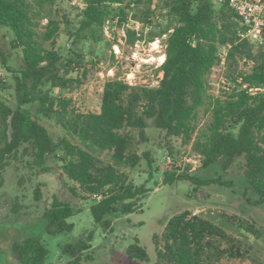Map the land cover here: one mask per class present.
<instances>
[{
	"label": "trees",
	"instance_id": "trees-1",
	"mask_svg": "<svg viewBox=\"0 0 264 264\" xmlns=\"http://www.w3.org/2000/svg\"><path fill=\"white\" fill-rule=\"evenodd\" d=\"M63 1L0 0V65L13 74L17 96L16 106L0 98V187L4 170L20 153L33 156L41 166L49 157H58L70 180L88 193L102 195L91 211L96 223L108 230L111 216L134 212L141 195L150 191L146 184L134 183L121 166L135 168L142 160L150 168L155 164L152 151L140 152L152 124L165 131L167 138L179 137L191 144L202 168L221 165L226 169L243 159L252 192L246 200L254 209H264V43L241 39L236 14L228 4L217 8L214 0H165L164 22L159 16L154 19L150 10L141 16L140 0H82V6L74 7L75 14L60 15L57 5L66 9ZM130 14L153 25L150 41L167 35L166 58L158 68L162 77L155 86L108 79L101 111L77 112L63 92L84 83L92 60L82 49L61 52L47 43L55 45L62 26L74 46L101 42L108 20L117 19L121 27ZM126 38L132 45L137 41L132 29L126 30ZM11 57H20L17 67L10 65ZM241 63L250 68L244 69ZM215 69L225 71L232 90L211 96L207 78ZM7 88L0 79V90ZM207 99L211 119L199 128L197 111ZM35 115L55 120L67 134L55 140ZM167 150L174 158V147ZM98 151L109 152L110 162L103 163ZM173 166L165 172L167 184L188 182L196 191L213 183L232 186L222 178H202L190 166L184 170L177 163ZM35 193L39 199L40 189ZM73 214L69 203L54 195L46 209L52 232L72 231L74 224L67 219ZM218 220L187 210L173 215L160 235L155 264H228V260L252 256L249 235L264 239V214L256 212L244 219L221 213ZM235 227L242 237L230 232ZM93 233L64 246L63 252L72 257L68 264L82 263L81 254L91 247ZM13 251L22 264H46L49 257L38 236L16 242ZM126 251L132 260L148 259L138 239Z\"/></svg>",
	"mask_w": 264,
	"mask_h": 264
},
{
	"label": "rangeland",
	"instance_id": "rangeland-1",
	"mask_svg": "<svg viewBox=\"0 0 264 264\" xmlns=\"http://www.w3.org/2000/svg\"><path fill=\"white\" fill-rule=\"evenodd\" d=\"M81 1L64 0L63 7L66 9H61L62 4L58 3L59 14L65 11L75 14L77 10L74 7L82 6ZM164 4L165 0H140L138 6L141 16L150 10L152 15L155 14L154 19L159 16L161 21L165 22ZM131 17V14L128 15V19ZM46 22L44 19L43 24ZM122 27L117 19L108 20L103 27V41H87L74 46L62 26L55 45L47 43L48 48L61 52H68L73 48L82 49L87 59L92 60L84 83L63 92L72 100L71 108L77 112L101 111L104 84L108 79L119 77L129 84H158L160 78L157 67L165 58L167 35L158 37L160 42L153 45L146 43L137 47L123 37ZM2 43L9 53L6 40L3 39ZM116 43L120 49L118 56L114 48ZM19 62L20 57L10 58V65L17 67ZM241 66L244 69L250 68V65L243 63ZM225 75V71L219 69L208 75L211 96L232 90ZM0 79L8 87L0 90V98L16 106L13 74L1 65ZM55 92L59 93V90ZM32 110L35 111V108ZM36 117L48 128L55 140L67 134L55 120L38 115ZM210 119L211 106L207 99L197 111L199 128H203ZM148 135L149 140L140 145V152L152 151L156 159L152 168L146 160H142L135 168L121 166V169L129 173L134 183L146 184L150 191L137 200L138 206L134 212L111 216L112 224L108 230L96 223L91 211V205L99 199H95L92 193L84 191L67 177L63 169L64 162L58 157H49L42 165L44 168L33 156L20 153L18 159L12 158L10 165L3 172L4 185L0 187V264H22L15 256L13 248L16 242L28 236L40 237L49 249L46 264H68L72 257L63 252L64 246L84 239L91 231L94 232L91 247L81 254V264H155L160 235L167 221L177 213L187 210L211 218L215 222H219L218 215L221 213L244 219L254 217L256 212L264 214V209H254L246 200L252 192L248 189L244 176L243 159H237L226 169L221 165L202 168L201 157L192 150L191 144H185L182 138H167L165 131L152 124L148 128ZM170 146L174 147V158L170 157L167 150ZM96 154L103 163L110 162L109 152L98 151ZM175 163L181 170L190 166L191 171L202 178H222L232 182V186L213 183L196 191L188 182L167 184L164 182L165 172L174 169ZM37 188L40 189L39 199L35 197ZM54 195L74 209V214L67 219V222L74 224L72 231L55 234L52 232L53 228L49 227L46 209L51 205ZM230 232L242 237L241 231L236 227ZM136 239L148 252V259L145 261L132 260L127 255V248ZM249 241L253 244L252 256L226 262L258 264L252 257L264 262V239L257 240L253 235H249Z\"/></svg>",
	"mask_w": 264,
	"mask_h": 264
},
{
	"label": "built area",
	"instance_id": "built-area-1",
	"mask_svg": "<svg viewBox=\"0 0 264 264\" xmlns=\"http://www.w3.org/2000/svg\"><path fill=\"white\" fill-rule=\"evenodd\" d=\"M214 1L216 2V7H220L224 3H227L228 6L235 12L236 20L238 21L240 26L239 36L241 37V39L248 40L255 44L264 42V0H214ZM152 28L153 26L151 24H144L140 20L130 18L127 21V23H125L122 27L123 37L126 38L127 29H132L135 31L137 37L135 46L140 47V45H144L146 43L153 45L155 42H160V39H158L157 37L153 41L149 40L148 34H150V32L152 31ZM114 48L118 56V54H120L119 44L116 43ZM164 57L166 58V51ZM164 60L161 62V64L164 62ZM161 64L157 68H159ZM162 75L163 73L159 71L158 77L161 78ZM150 86H155V85H150ZM93 196L95 199H99V200L102 197L100 193H94Z\"/></svg>",
	"mask_w": 264,
	"mask_h": 264
}]
</instances>
